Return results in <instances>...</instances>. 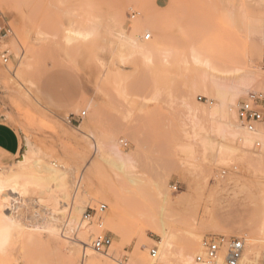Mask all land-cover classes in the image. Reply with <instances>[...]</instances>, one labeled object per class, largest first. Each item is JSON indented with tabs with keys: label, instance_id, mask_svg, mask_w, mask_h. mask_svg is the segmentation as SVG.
Returning <instances> with one entry per match:
<instances>
[{
	"label": "rangeland",
	"instance_id": "obj_1",
	"mask_svg": "<svg viewBox=\"0 0 264 264\" xmlns=\"http://www.w3.org/2000/svg\"><path fill=\"white\" fill-rule=\"evenodd\" d=\"M0 8L5 15L0 29L6 24L12 29L0 37V115L23 136L20 155L9 162L0 157L1 177L44 178L43 167L53 166L63 175L72 209L105 205V212L89 220L83 216L91 245L99 236L112 239L107 254L114 260L92 248L100 264H134L135 259L179 264L180 254L192 251L195 260L203 240L218 235L248 239L264 252V163L258 156L263 147L253 144L245 156L210 161L199 139H191V115L181 101L204 75V67L192 62V52L218 67L248 65L264 75L259 0H0ZM120 14L117 24L128 34L148 16L155 19L166 53L149 63L130 57L128 49L121 52L105 33L117 26ZM138 31L145 42L146 31ZM4 52L10 55L8 63ZM47 81L56 83L51 97L44 91ZM200 89L189 97L196 110L216 103ZM82 112L86 116L80 118ZM183 124L191 137L184 135ZM115 139L136 161L135 185L104 162L103 151ZM189 144L195 151L191 160L182 154ZM223 170H228L225 177ZM158 185L164 186L167 202L161 201ZM50 187L56 190L54 183ZM42 206L56 208L37 192L27 194L20 209L23 226L0 250V264H82L81 237L61 238L34 228L32 214ZM4 212L11 214L8 208ZM153 219L180 238L168 262L159 259L161 239ZM122 222L128 225L120 237L112 225ZM181 231L199 237H184ZM154 247L156 260L149 254Z\"/></svg>",
	"mask_w": 264,
	"mask_h": 264
},
{
	"label": "bare ground",
	"instance_id": "obj_2",
	"mask_svg": "<svg viewBox=\"0 0 264 264\" xmlns=\"http://www.w3.org/2000/svg\"><path fill=\"white\" fill-rule=\"evenodd\" d=\"M259 3L264 8V0H259ZM121 19L122 15L120 14V16L116 17L115 24L119 23L118 21ZM144 21L145 23L141 24L142 26L140 28L138 27L139 29H136V31L139 30L138 33L146 31V34L143 37L145 42L142 41L136 31L128 34L120 24L108 28L105 33L106 37L108 36L113 40V43L115 41L116 44L121 47V52L128 49L130 57H142L150 63L155 57L162 56L166 53V46L163 38H161L163 37L162 28L157 26L156 20L151 16H148ZM94 29L93 32H95L96 29L98 30L97 25H95ZM260 30H262V28H260ZM93 32H91V35ZM147 34H150L151 36L153 35L154 39L152 41H150L151 38L146 40ZM87 35L89 36L90 33ZM190 57L194 64L204 67V75H202L203 79L201 82L196 83V81L195 84L193 83L192 92L195 94L200 92V88H203L205 89L202 91L203 94L206 93L207 96L209 95V97L215 100L216 103L209 101V105H204L201 109H198L195 105L197 108L196 110L189 102V97L192 98L191 96L193 93L191 92V95L185 97L183 96V100L180 99L183 101V103H181L188 109L193 125L191 137V133L188 130L189 127L186 125V129L183 124V127L181 128L184 135L186 137H191V139H199V142L204 149L203 155L212 162H223L227 156H245L247 154L246 148L255 144L257 140H260L263 148L258 156L264 163V123L259 127V130L256 133H250L240 124L237 116L239 104L243 100H247L251 93H262L264 91V75H257L248 65L247 67L243 66V68L242 65L241 67L236 66L237 68L233 67L234 69L218 67L211 62L212 60L210 61L205 58L204 55L195 52H192ZM18 71L19 70H17V72ZM16 74L17 73L14 72L13 77L18 78ZM260 90L262 92H260ZM183 123L186 122L183 121ZM215 141L218 143L217 146L215 145ZM226 143L239 144L242 148L228 147ZM186 146L187 147H183L182 154L187 157L190 156L189 159L191 160L195 151L190 147V144ZM94 151L99 152V149L94 146ZM103 152L106 156L104 162L112 170L116 169V174L119 177L127 178L131 184L133 182L135 184L137 183L135 182L136 180H134L135 175L133 174V169L135 168L133 162L136 163V161L133 157L134 160L131 159L132 155L130 156V154L126 153L121 148L118 139L112 141L110 146ZM38 165L39 164L37 163L36 166ZM131 168L132 173L130 172ZM43 169L47 172V176L44 178L33 176L22 179L15 175L9 179L0 176V250L4 249L5 246L7 247V243L11 239L13 232L23 226L20 220V209L25 205L27 194L30 192H37L40 199H50L57 209L51 208V206H42V210L34 211L32 215L33 218L37 220L34 222V228H40L61 238H67L66 236L69 237L70 235L72 238L73 235H78V237H81L80 245L83 246L81 263L100 264L101 261L98 259V256L92 251L89 229H87L88 222L83 218L86 210L85 207L79 206L72 209L68 203V195H66L64 191L65 185L63 182V175L53 166H44ZM52 183L56 185V190L50 187ZM31 185H35L34 191L30 190ZM160 186L159 197L161 201L167 202L168 194L165 192L164 186ZM58 193H63L62 198L57 196ZM5 208L10 209L11 214H5ZM151 222L152 226L156 229L157 235L161 239L159 242V259L163 262H168L175 241L180 238H177L173 232L167 231L161 220L157 221L156 219H153ZM126 225H128L127 222L114 223L112 228L115 233L120 237H123V231ZM181 233L184 237H199L190 231H181ZM141 235L145 237L144 232L141 233ZM246 242L249 247L248 254H255L258 256L260 254V251L257 249L258 246L256 245V247H254V245H251L248 239ZM251 243L254 244L252 240ZM197 254H203V250L200 249ZM105 257L114 260L112 254H107ZM179 258V264H205L198 263L196 259L194 260L192 251L180 254ZM245 260L249 261V264L253 263L248 255L245 256ZM134 261L136 264L142 263L141 261V263H139L138 259H135ZM131 262L133 264V261ZM150 264L153 263L151 262ZM219 264H222V262L220 261Z\"/></svg>",
	"mask_w": 264,
	"mask_h": 264
},
{
	"label": "built area",
	"instance_id": "obj_3",
	"mask_svg": "<svg viewBox=\"0 0 264 264\" xmlns=\"http://www.w3.org/2000/svg\"><path fill=\"white\" fill-rule=\"evenodd\" d=\"M5 21V15L0 8V25ZM12 32L9 25H5L0 29V37L7 36ZM151 38L150 34L146 35V40ZM4 63H8L10 55L8 52L2 54ZM86 116L85 112H82L79 116L83 118ZM237 116L240 124L246 128L250 133H256L259 127L264 123V93H251L247 100L242 101L239 104L237 110ZM254 149H259L262 146L260 140H257L253 145ZM234 167V171L236 170ZM228 174V170H223L221 176L225 177ZM174 190H178L175 186ZM105 205H101L100 208H87L84 218L86 220L91 219L98 212L102 213L106 210ZM112 247V239L107 236H99L94 239L92 248L94 251L100 254H107ZM203 254L198 255L196 261L198 263L205 264H249V261L245 260V256L248 255L252 264H264V252L258 256L255 254L249 255V247L244 238L238 237H225L222 235L207 237L202 242ZM152 259L156 260L159 256L157 247H154L149 252ZM255 262V263H254Z\"/></svg>",
	"mask_w": 264,
	"mask_h": 264
},
{
	"label": "crops",
	"instance_id": "obj_4",
	"mask_svg": "<svg viewBox=\"0 0 264 264\" xmlns=\"http://www.w3.org/2000/svg\"><path fill=\"white\" fill-rule=\"evenodd\" d=\"M54 85H56L55 81H47L45 84L44 91L50 97L53 96L51 90H54ZM22 149L23 136L0 115V157L9 162L20 155Z\"/></svg>",
	"mask_w": 264,
	"mask_h": 264
}]
</instances>
